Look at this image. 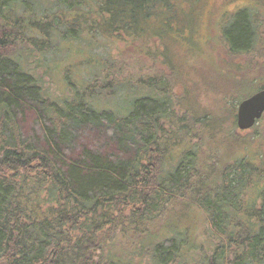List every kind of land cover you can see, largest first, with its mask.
Instances as JSON below:
<instances>
[{
    "label": "trees",
    "instance_id": "16d2710c",
    "mask_svg": "<svg viewBox=\"0 0 264 264\" xmlns=\"http://www.w3.org/2000/svg\"><path fill=\"white\" fill-rule=\"evenodd\" d=\"M168 4L51 0L46 8L43 0H0V264H134L137 256L150 264H264V126L253 151L245 147L230 165L198 169L185 148L195 130L184 124L182 99L161 81L109 70L92 81L82 78L81 89L65 71L66 97L45 83L57 69L49 66L58 57L54 37L78 43L96 32L104 39H139V24L160 15V6L170 20ZM129 7L143 16L140 22L134 17L106 28L114 11ZM248 10L256 15L245 16ZM259 10L264 0H252L235 23L225 19L218 28L228 51L259 47L252 50L261 42L254 39L259 32L253 17L262 18L256 24L264 27ZM74 11L83 21L66 20L64 13ZM156 33L164 34L161 28ZM23 43L36 56L32 69ZM7 45L11 52H3ZM155 51L161 56L160 48ZM47 52L53 53L48 61ZM162 59L173 73L167 52ZM222 77H236L233 103L264 89L261 73L231 69ZM145 85L162 87L145 96L137 89ZM225 101L233 111L232 101ZM210 121L192 115V123ZM231 143L234 149L241 145ZM165 156L177 160L175 166L158 165Z\"/></svg>",
    "mask_w": 264,
    "mask_h": 264
},
{
    "label": "rangeland",
    "instance_id": "374dc122",
    "mask_svg": "<svg viewBox=\"0 0 264 264\" xmlns=\"http://www.w3.org/2000/svg\"><path fill=\"white\" fill-rule=\"evenodd\" d=\"M50 1L43 0V5L47 8ZM251 1L168 0L169 4L165 10L169 9L170 5L169 10L172 16L170 18L167 15L170 20L166 21L163 18L164 10L160 6V15L139 24L143 30L142 35L139 33V36L141 35L139 39L126 36H121L119 39H104L100 33L96 32L92 33L94 39L85 41L83 39H86L87 35H84L78 43L64 40L72 38L54 37L56 39L52 40L57 44L58 57L49 62V66L52 70L54 67L57 69L51 79L53 83L48 77L44 78L45 83L49 84V89L55 96L66 97L68 89L62 79L65 71L72 82L77 83L81 89L86 86L83 79L92 81L96 75L108 73L109 70L115 74L136 75L145 82L153 79L154 84L161 81L174 99L177 98L178 101L182 99L179 108L188 115L184 124L195 130L187 137L190 139L185 144V148L189 147V160L191 159L198 169L200 166H210L213 163L223 165L226 161L229 163L225 166L230 165L233 160L242 157L248 147L253 151L254 141L256 137H260L258 133L264 126V122H257L247 131L237 129L236 112L239 103H233L236 99L234 91H237L233 85L236 77L226 81L222 76L229 73L231 69L237 73L245 69L251 74L264 75V27L256 24L262 18L253 17L255 26L252 28L259 32V36L254 39H261V42H257L258 45L252 49L259 46L255 51L240 54L228 51L222 28H218L226 26L225 19L227 22L228 19L232 21L230 25L235 23L238 12L242 10L244 4ZM254 12L248 10L244 14L254 16L256 15ZM258 13L264 18V11L259 10ZM113 15L114 18L107 21L106 28L113 27L115 21L134 22L135 17L140 22L143 18L139 14L137 17L130 7L123 14L120 10H116ZM82 16L78 11L64 13L67 21L70 20L68 17H71L81 22L83 21ZM166 23L168 25L164 26L163 24ZM159 28L164 33L161 37L156 33ZM167 31H170L169 34L166 33ZM38 41L45 43L43 40ZM26 44L23 43V48L28 50L23 49V55L26 56V64L32 69L35 66L33 62L36 56ZM157 47L160 48L161 56L156 54L155 48ZM5 48L7 49L3 52H11L13 49L12 45H7ZM164 52H167V57L172 61L167 62V65L168 68L171 67L173 73L161 65L164 63L162 59ZM52 54L47 52L46 61L52 58ZM38 60H40L39 57ZM41 61L44 63L43 59ZM91 71H94V75H90ZM145 86L137 87L138 91L145 93V96L162 87V85H156L155 88L149 89ZM68 97L71 98L72 94ZM228 99L234 104L233 111H229L230 107L225 101ZM116 102L120 103L121 99H117ZM192 115L198 117L200 121L203 117L211 121L207 126L198 122L192 123ZM27 122L30 125L29 118ZM232 139L240 142L241 145L234 149ZM259 142L260 140L257 145ZM179 152L180 149H176L173 154ZM169 159L170 157L167 156L159 158L157 164H162V168L175 166L177 160L171 161L170 159L171 163H168ZM133 261L134 264H150L140 256L135 257Z\"/></svg>",
    "mask_w": 264,
    "mask_h": 264
},
{
    "label": "water",
    "instance_id": "95a60500",
    "mask_svg": "<svg viewBox=\"0 0 264 264\" xmlns=\"http://www.w3.org/2000/svg\"><path fill=\"white\" fill-rule=\"evenodd\" d=\"M264 115V89L242 100L237 105L236 126L239 131L253 128Z\"/></svg>",
    "mask_w": 264,
    "mask_h": 264
}]
</instances>
